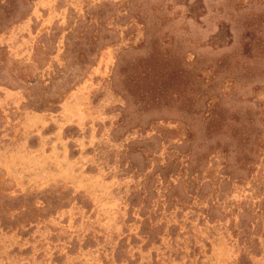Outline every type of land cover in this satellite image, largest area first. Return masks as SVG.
<instances>
[{"label": "rangeland", "instance_id": "1", "mask_svg": "<svg viewBox=\"0 0 264 264\" xmlns=\"http://www.w3.org/2000/svg\"><path fill=\"white\" fill-rule=\"evenodd\" d=\"M0 264H264V0H0Z\"/></svg>", "mask_w": 264, "mask_h": 264}]
</instances>
